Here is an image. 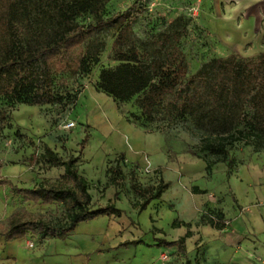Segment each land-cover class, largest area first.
<instances>
[{"label":"rangeland","instance_id":"374dc122","mask_svg":"<svg viewBox=\"0 0 264 264\" xmlns=\"http://www.w3.org/2000/svg\"><path fill=\"white\" fill-rule=\"evenodd\" d=\"M14 1L32 21L23 34L24 42L42 43L56 28L57 5L64 0ZM128 9L134 14L129 20L132 37L144 52V60L164 57L155 42L163 33L181 34L177 42L172 38L171 44L177 43L185 54L188 74L213 58L235 55L242 59L264 53V0H109L97 13H79L75 21L88 24ZM120 27L119 23L109 25L91 39L99 48L98 61L86 76H71L60 69L53 72L56 99L51 104L14 103L0 97V107L8 112L0 131V174L21 187L56 181L64 168L46 161L43 154L48 145L62 159L78 156V170L87 179L96 206L105 204L116 190L110 182L111 166L119 181L117 205L124 210L116 221L125 237L137 235L159 248L151 264H184L176 246L157 245L148 234L157 227L162 231L156 233L158 237L172 240L178 232L173 225L184 219L191 222L186 229L197 231L209 247L213 234L232 227L253 245L247 249L254 253L249 262L264 264V149H256L252 143L234 144L229 151L233 167L226 179V164L207 155L213 165L206 170L204 152L198 150L200 137L215 134L217 123L200 121L193 114L178 118L163 111L147 120L141 114V94L119 101L101 91L100 71L118 64L113 45ZM83 48L87 49L86 43ZM70 121L75 126L65 128ZM83 140L86 143L81 151ZM195 151L197 155L192 154ZM131 176L141 186H156L160 181L170 185L149 204V210L138 214L136 202L141 198L131 190ZM0 202L8 210L24 207L40 213L55 228L64 222L60 204L22 201L8 187H0ZM219 210L225 227L217 229L201 220L202 215L215 220ZM238 249L245 254L241 246ZM150 252L142 248L137 254L150 256ZM216 252L210 254L214 258L210 264L231 263L229 252Z\"/></svg>","mask_w":264,"mask_h":264},{"label":"trees","instance_id":"16d2710c","mask_svg":"<svg viewBox=\"0 0 264 264\" xmlns=\"http://www.w3.org/2000/svg\"><path fill=\"white\" fill-rule=\"evenodd\" d=\"M108 1L58 2L56 28L42 43L30 44L23 40V34L32 23L27 12L19 9L14 0H0V97L14 103L51 104L56 99L53 72L60 69L71 76H86L98 61L99 48L91 39L98 31L119 23L121 27L113 45L118 64L100 71L98 88L101 91L119 101L141 94V114L147 120L153 119L156 112L163 111L172 112L178 118L193 114L200 121L217 123L215 134L200 137L198 150L204 152L206 170L213 165L205 158L207 155H214L226 164V179L233 167L229 151L234 144L252 143L256 149H264V53L242 59L235 55L213 58L196 73L188 74L185 54L177 43L171 44V39L177 42L181 34L163 33L155 42L164 57L144 60V52L132 37L129 20L134 14L129 9L107 18L97 17L88 24L75 21L79 13H97ZM85 43L87 49L83 48ZM7 116V109L0 107V131L6 125ZM85 143V140L81 142L80 150ZM192 154L197 155V152ZM43 155L51 166L64 168L56 181L43 180L24 188L0 174V186L8 187L22 201L60 204L64 222L55 228L42 214L24 207L16 208L6 218L1 232L7 239L22 237L26 233L64 237L80 222L123 213L115 203L119 196L115 168H108L110 182L116 188L112 200L106 205L94 206L89 184L76 164L78 156L62 159L48 145L44 146ZM169 185V181H160L156 186H141L131 176V190L141 198L136 202L138 213L144 211L151 201L159 199ZM199 192L205 193V190ZM233 199L237 202L235 197ZM215 214V220L205 215L201 220L217 229L225 227L223 213L219 210ZM181 223L189 226V223L178 222L179 225ZM185 237L175 241L160 239L158 242L165 246L175 245L185 258L184 264H191Z\"/></svg>","mask_w":264,"mask_h":264},{"label":"crops","instance_id":"0c3cea01","mask_svg":"<svg viewBox=\"0 0 264 264\" xmlns=\"http://www.w3.org/2000/svg\"><path fill=\"white\" fill-rule=\"evenodd\" d=\"M111 200L112 198L108 199L103 205ZM118 201L119 199L115 201L117 207ZM148 206L142 212L149 210ZM15 209L10 208L8 210V208H5L4 203L0 202V264H151L154 258L158 257L159 248L157 246L151 247L142 238H138L137 235L128 238L122 234L121 225L116 221V218L121 217L124 210L120 216H98L95 219L80 222L74 230L64 237L26 233L22 237L7 239L1 232L5 227L6 218ZM178 222L191 224L189 220L185 219ZM178 222L173 225V227H177L178 232L176 236L172 237V240L158 237L156 233L162 231L157 227H152L148 234H150L154 243L162 246L165 245L159 244L160 239L175 241L186 236L184 243L191 264H210V260L214 259L213 257L211 259L210 254H216L217 249L222 251L221 254L229 252L228 255L233 257L230 264H254L248 260V257H253V251H248L253 245H248V240L244 239V236L232 227L226 226L225 229L217 231L218 233L215 235L213 234L214 241L212 247H209L205 243V238H201L197 231L193 232L191 228L186 229L190 225L185 226L182 223L179 225ZM134 241L136 242L131 243ZM31 242L32 246H29ZM125 242L130 243L125 245ZM196 242L197 245H195ZM240 246L244 249L245 254L238 249ZM142 248L151 251L150 256L138 255L137 252L142 253ZM211 248L214 250L213 253H211Z\"/></svg>","mask_w":264,"mask_h":264},{"label":"built area","instance_id":"2783aa9c","mask_svg":"<svg viewBox=\"0 0 264 264\" xmlns=\"http://www.w3.org/2000/svg\"><path fill=\"white\" fill-rule=\"evenodd\" d=\"M73 126H75V122L74 121L67 122V124L64 125L65 128H71ZM29 246H32V243L29 244ZM161 258L163 260L166 259V255H161Z\"/></svg>","mask_w":264,"mask_h":264}]
</instances>
